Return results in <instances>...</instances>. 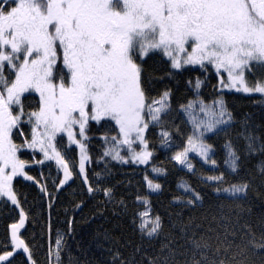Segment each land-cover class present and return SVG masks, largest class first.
Returning <instances> with one entry per match:
<instances>
[{"label": "snow or ice", "instance_id": "1", "mask_svg": "<svg viewBox=\"0 0 264 264\" xmlns=\"http://www.w3.org/2000/svg\"><path fill=\"white\" fill-rule=\"evenodd\" d=\"M189 44L191 53L183 64L203 66L208 61L227 71L230 84L221 81L223 86L264 94V83L257 82L251 87L245 78V71L253 63L264 64V0H0V85L3 86L0 89V195L16 202L10 185L12 176L23 171L25 161L16 155L23 146L39 147L46 158H55L65 171L63 184L71 173L52 141L57 134L66 132L70 142L79 143L73 129L78 125L79 136L85 138L89 120L110 118L119 126L124 137L122 143L131 148L135 133L136 139L146 145L145 116L159 123L161 114L168 108L169 94L164 92L160 99L149 101L142 84V69L135 57L138 54L142 59L149 51L160 49L172 58V66L179 69L182 63L177 54L186 52ZM20 56L23 62L17 64ZM5 62L16 70V78L10 85L2 78ZM58 71L60 78L56 83ZM199 86L197 80L196 87ZM29 90L39 93L40 103L38 110L29 113L31 140L26 138L18 146L12 142L11 133L23 115L21 94ZM13 105L20 106V114L13 115ZM192 107V103L187 105L189 109ZM200 110L208 117L198 122L193 118L201 136L231 119L222 100L215 101L211 109L202 105ZM161 135L169 137L166 131ZM195 140L190 136L191 148H185L173 158L183 164L191 150L207 161L211 146L202 141L197 144ZM80 149V172L83 173L88 157L83 154L82 143ZM150 156L151 153L144 151L134 156V160L145 163ZM115 158L121 157L117 153ZM239 159L229 145L224 160L229 172L237 171ZM211 163L215 165L216 161ZM8 167L12 169L11 175L5 171ZM188 168L192 169L190 163ZM226 174L221 172L206 179L223 184ZM145 179L150 189L160 188L159 184ZM181 187L192 191L187 186ZM247 188V184H232L228 188L218 186L216 191L235 195ZM109 191L105 190V195ZM193 195L195 200L201 199L199 193L193 192ZM143 203L147 205L149 201L144 199ZM187 203L193 204L194 200L189 199ZM148 215V212L139 213V227L151 237L158 234L161 222L159 216L145 220ZM24 219L21 211L19 223L11 225L14 251L23 248L29 252L24 240L17 236ZM254 239L252 235L248 244L241 246L228 235L217 234L214 240L201 238L195 242V249L199 251L194 249L183 264H249L247 248L264 249V243L256 245ZM60 243L58 239L56 244ZM167 248L162 246L160 254L151 258L149 264H180L174 258L169 260L165 254ZM11 256L13 252H5L0 255V261H8Z\"/></svg>", "mask_w": 264, "mask_h": 264}, {"label": "trees", "instance_id": "2", "mask_svg": "<svg viewBox=\"0 0 264 264\" xmlns=\"http://www.w3.org/2000/svg\"><path fill=\"white\" fill-rule=\"evenodd\" d=\"M22 58L16 63H22ZM139 65L149 101L169 93L168 110L161 115L160 123L145 133L150 163H135L129 150L118 152L119 133L110 119L89 121L86 125L88 161L84 177L77 168L75 145L68 144L65 137L57 136L54 140L74 171L67 184H61L62 173L55 163L43 162L38 157L40 163L31 166L32 155L25 146L19 147L17 155L25 161L26 171L33 180L14 178L11 184L18 203L7 198L0 201V255L13 252L8 261L0 264H149L164 245L168 246L165 254L169 260L174 258L183 264L201 238L214 240L217 234L228 235L236 244L246 246L254 235V244L264 243V95L220 90L213 71L191 66L174 68L159 51L147 53ZM250 70L247 82L264 81L263 69L253 65ZM2 78L9 85L16 78V70L7 62ZM59 78L58 71L54 82L58 83ZM196 78L204 80L200 98L206 102L220 98L234 123L206 140L212 150L210 160L216 161L214 167L191 158L193 168L189 169L180 167L173 154L185 148L193 134L182 107L194 96L191 85ZM39 103L36 93L21 94L23 115L19 127H14L11 133L16 145H23L26 138L31 140L29 113L38 110ZM12 112L20 114V106L13 105ZM161 130L169 133L168 149L162 147ZM229 145L240 158L235 173L229 172L224 164ZM117 153L120 159L115 158ZM152 166L163 170V175L153 179ZM221 172L227 173L223 184L201 177L217 176ZM145 177L160 188L151 191ZM232 184H247L248 188L243 196L237 197L215 193L218 186L227 188ZM181 185L192 191H185ZM105 190H110L108 195ZM193 192L199 193L201 199L195 200ZM138 197L146 198L151 213L160 217L158 234L149 237L142 233L139 212L143 206ZM189 199L194 203L188 204ZM21 211L24 226L17 236L24 240L29 252L23 248L14 251L12 242L11 225L19 223ZM246 255L249 264H264V249L248 247Z\"/></svg>", "mask_w": 264, "mask_h": 264}, {"label": "rangeland", "instance_id": "3", "mask_svg": "<svg viewBox=\"0 0 264 264\" xmlns=\"http://www.w3.org/2000/svg\"><path fill=\"white\" fill-rule=\"evenodd\" d=\"M191 47H192V46L189 44V45L186 46V49H187L186 52H184V53H178V54H177V58L180 59V60H181V63H182V66H181L179 69L184 68V67H186V66H191V67H195V68H198V67H199V68H201L202 71H205V72H211V71H213L214 74L216 75V77H218V83H220V85H219L218 87H219L220 90H228V91H230V90H234V91H237L236 87H231V86L225 87V86L222 85L221 81H223L224 84H230V82H229V77H228V73H227V71H225L224 69H222V68L218 69L215 65H213L212 63H209L208 61H204V62H203V66H201V64H183V60L186 59V58H187V55L191 53ZM9 51H10V49H9ZM138 51H139V49H137V53H138ZM151 51H159V52H161L162 54H164L163 50H160V49H155V50H151ZM151 51H149V52H151ZM149 52H148V53H149ZM146 55H147V54H146ZM146 55H145V56H146ZM145 56H144V57H145ZM164 56L167 57V59H169L170 62H171V64H172V58L169 57V56H166V55H164ZM144 57H143V58H144ZM143 58H142V59H143ZM22 59H23V58H22ZM135 60H136V63H137V64H140V60H141V58L139 57L138 54H137V56L135 57ZM253 65H257V66H259L261 69L264 70V64L253 63V64L250 66L251 70L253 69ZM210 66H211V68H210ZM199 68H198V69H199ZM251 70H250V71H251ZM248 72H249V69H247V70L245 71V78H246ZM197 80L200 81V86H199L198 88L196 87V82H197ZM203 82H204V80H203L202 78H196V79L194 80V82H193L192 85H191V88H192V90L194 91V96H193V98H191V99L188 101L187 104H185V105L182 107V111H183V113H184V115H185L187 121L189 122V124H190L191 127H192V130H193L192 133H193V134H192L191 136H193L194 138H196L195 142H196L197 144H199V143L202 141L203 144L208 145V143H207L206 140H207V138H208L209 136H211V135H215V134L219 133L220 131L226 130L227 128H229V127L234 123V120H233V118L231 117V119L229 120V122H228L227 124L217 125V127H216L215 129H213V131H211V132H204L203 136L200 135V131H197V130L195 129V122H198V121H200V120H207V119H208V117H205V116H204V113L201 112V110H200V109H201V106L203 105V106H206V108L211 109L215 101H219V100H221L220 98H215V99H213V100H211V101H209V102H206V101H204L202 98H200V96H199V90H200V87H201V85L203 84ZM254 83H257V82H255V81H250V82H248L249 86H251V87H254V86L256 85V84H254ZM261 83H264V81L261 82ZM30 92H32V93H36L37 96H38L39 102H40V96H39V93L35 92L34 90H29L28 92H25V93H30ZM241 92H243V91H241ZM25 93H22V94L24 95ZM243 93H245V92H243ZM253 93H255V92H253ZM162 94H163V93H162ZM162 94H161V95H162ZM168 94H169V93H168ZM258 94H260V93H258ZM161 95H159L158 97H155V98H153V99H160ZM262 95H264V94H262ZM167 103H168V105H169V95H168ZM189 103H192V105H193V107L190 108V109L187 108V105H188ZM224 107H225V106H224ZM225 109H226V108H225ZM167 110H168V108L165 110V112H166ZM216 110L218 111L219 109L217 108ZM165 112H163V113H165ZM227 112H228V111H227ZM163 113H162V114H163ZM162 114H161V115H162ZM193 118H195V122H194ZM102 119H110V118H102ZM102 119H101V120H102ZM224 119H225V120H228V116H225ZM110 120H111V119H110ZM145 120L148 122V128L145 129V131H144V133H143V136H144V139H145V142H146V138H145V133H146V131H148L149 127H155V126H157V125L160 123V121H159V123H157V122H155V121H151L147 116H145ZM89 121H95V120H89ZM89 121H88V122H89ZM99 121H100V120H99ZM111 121H113V122L115 123L114 120H111ZM17 126L19 127V121H18ZM115 126H116V128H117V130H118V133H119V140L117 141L118 152H119V151H124V150H129V152H130V154H131V159H132L135 163L140 164V165L149 164V163H150V160H149L150 157L148 158V160H147L145 163H140L138 160H134V156H136L137 154H139V153H141V152L147 151V144H146V145L141 144L140 141H139L138 139H136V137H135V133H133V134H132V137H131V139L133 140V144L131 145V148H129V145L122 143L124 137H123V135L120 134L119 126H118L116 123H115ZM13 129H14V128H13ZM73 131L76 133L75 140H76V141H79V143H73V142H70V141H69V138H68V135H67L66 132H65V133H59V134H57V136H59V137H65L66 140L68 141V144H70V145H71V144H74V145H75L76 149L78 150V165H77V168H78V171L80 172L81 155H82V153H81V149H80V144H81V143L84 145V148H85V151H84L83 154L86 155L87 157H88V155H87V152H86L85 138H81V137L79 136V127H78V125L74 127ZM162 132H164V131L161 130L160 133H159V138L161 139V141H162V143H163V144H162V147H163L164 149H168V148L171 146V142H170L169 138H165V137H163V136L161 135ZM57 136H56V137H57ZM84 137H85V132H84ZM55 139H56V138H55ZM52 143L55 145V147H56V151L59 152L58 150H61V147H60V146L56 143V141H54V140L52 141ZM25 148H26V150L32 155V164H31V166H32L33 164L38 165V164L40 163V162L38 161V157H40L41 161H43V162H47V163H55L56 166L58 167V169H60V171H61V173H62V176H61V177H62V180H64V177H65V171H64V168H63V166H62L61 164H58V163H57V161H56L55 158H51V159L46 158L45 155H44V153H43L42 151H40L39 147H37V148H29V147L25 146ZM185 148H191V145H189L188 141H187V143H186V147H185ZM185 148L176 151V152L173 154V157L175 156L176 153H178V152H183ZM227 151H228V150H227ZM148 152H149V151H148ZM59 153H60V155H61V157H62L64 163H66V164L68 165V170H69V172L71 173L70 177H69L67 180L64 181V184H67V183L69 182V180L73 177V173H74V171L72 170L71 166L69 165V162L67 161V159L63 157V155H62L61 152H59ZM211 153H212V150H211V147H210V150H209V152H208V158H207V161H206L205 157L201 156L198 152H196V151H191V150L187 153V160H186L185 163L182 164V163L177 162L175 159H174V160L176 161V163H178V165H180V167L182 166V167H186V168H188V164L190 163V164L192 165V168H193V163H192V159H191V158H198V159L204 160V161H205V162H204L205 165H207V166H209V167H214V165L211 163L212 160H210V159H211ZM16 155H17V153H16ZM34 155H35V156H34ZM36 156H37V159H36ZM49 156H52V150H51V149H49ZM17 157H18V155H17ZM18 158H19V157H18ZM19 159H20V158H19ZM87 161H88V159L84 161V172H83V173L80 172V174L82 175V177H84L85 167H86V163H87ZM26 166H27V165H26V163H25L24 168H23V171L17 173V174L14 175V176H12L11 183H12V180H13L14 178H16V177H21V178H23V179H29L28 177H30V174L28 173V171H26ZM154 169H158L159 171H154ZM5 171H6L7 174L11 175L12 169H11V167H8L7 169H5ZM150 171H151V175H152L153 179H155V178H157V177L163 175V173H164L163 170H161L160 168L155 167V166H152V167L150 168ZM201 177H202V179H204V180H206V181H208V182H211V183H215V182H217V181H210V180H207L206 178L209 177V176H201ZM30 180H33V178L31 177ZM148 180H149V179H148ZM152 183H153V182H152ZM147 184H148V182H147ZM153 184H156V183H153ZM10 186H11V191H12V193L15 195V192H14L13 189H12V184H11ZM227 188H228V187H227ZM183 189L185 190L184 187H183ZM150 190L153 191V192H155V191H157L158 189H156V190H152V189H150ZM187 192L190 193L191 191H187ZM215 193H217V194H223V195H226V196H229V197H237V196H243V195L245 194V191H244L243 193H237V194H235V195H231L230 193H226V192H222V191H221V192H217L216 190H215ZM15 197H16V195H15ZM4 198H7L8 200L12 201L8 196L0 195V201L3 200ZM144 199H146V198L138 199V202H140V203L142 204V206H143L142 210H141L139 213H141V212H148L149 215H148L147 217H145L144 219H145V220H148V221L154 220L156 216L153 215V214L151 213V207H150V204L148 203L147 205H145V204L143 203V200H144ZM12 202H13V201H12ZM15 203H16V204L18 203V202H17V198H16V202H15ZM139 220H140V223H141V218H140V216H139ZM149 226H151V225L149 224ZM22 228H23V227H22ZM22 228H20L19 230H21ZM19 230H18V231H19ZM17 234H18V233H17Z\"/></svg>", "mask_w": 264, "mask_h": 264}]
</instances>
